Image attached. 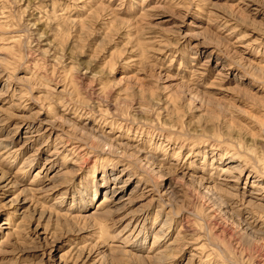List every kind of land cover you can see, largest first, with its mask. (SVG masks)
<instances>
[{"label":"rangeland","instance_id":"obj_1","mask_svg":"<svg viewBox=\"0 0 264 264\" xmlns=\"http://www.w3.org/2000/svg\"><path fill=\"white\" fill-rule=\"evenodd\" d=\"M0 264H264V0H0Z\"/></svg>","mask_w":264,"mask_h":264},{"label":"bare ground","instance_id":"obj_2","mask_svg":"<svg viewBox=\"0 0 264 264\" xmlns=\"http://www.w3.org/2000/svg\"><path fill=\"white\" fill-rule=\"evenodd\" d=\"M102 204H103V205H106V206H108V205H107V203H105V202H104V203H102ZM101 206H102V205H101ZM103 208H104V207H103ZM104 209H105V208H104ZM166 257H167V256H166Z\"/></svg>","mask_w":264,"mask_h":264}]
</instances>
